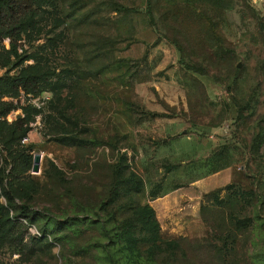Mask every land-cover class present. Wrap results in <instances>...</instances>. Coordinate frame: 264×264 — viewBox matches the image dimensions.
Masks as SVG:
<instances>
[{
  "label": "rangeland",
  "instance_id": "374dc122",
  "mask_svg": "<svg viewBox=\"0 0 264 264\" xmlns=\"http://www.w3.org/2000/svg\"><path fill=\"white\" fill-rule=\"evenodd\" d=\"M0 264H264V0H0Z\"/></svg>",
  "mask_w": 264,
  "mask_h": 264
},
{
  "label": "water",
  "instance_id": "95a60500",
  "mask_svg": "<svg viewBox=\"0 0 264 264\" xmlns=\"http://www.w3.org/2000/svg\"><path fill=\"white\" fill-rule=\"evenodd\" d=\"M41 160H42V156L37 154L34 158V166H33V172L35 174L39 173L40 172V163H41Z\"/></svg>",
  "mask_w": 264,
  "mask_h": 264
}]
</instances>
